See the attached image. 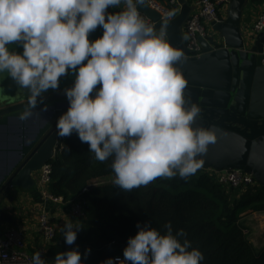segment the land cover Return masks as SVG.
Masks as SVG:
<instances>
[{
	"label": "clouds",
	"instance_id": "obj_1",
	"mask_svg": "<svg viewBox=\"0 0 264 264\" xmlns=\"http://www.w3.org/2000/svg\"><path fill=\"white\" fill-rule=\"evenodd\" d=\"M141 0H0V73L27 90L19 119L26 120L61 77L67 109L55 123L57 135L75 132L101 162L111 157L113 183L130 191L157 177L187 178L203 165L215 139L212 128L194 126L199 104L186 99L187 81L177 67L184 53L141 17ZM118 11H109L117 8ZM101 28L100 35L90 34ZM20 50L10 49L9 45ZM41 111L47 106L42 105ZM82 225L67 219L66 244ZM123 259L100 264H201L203 254L167 223L161 233L137 222ZM90 249H85V256ZM32 264H45L40 252ZM52 264H84L77 247L57 251Z\"/></svg>",
	"mask_w": 264,
	"mask_h": 264
},
{
	"label": "water",
	"instance_id": "obj_2",
	"mask_svg": "<svg viewBox=\"0 0 264 264\" xmlns=\"http://www.w3.org/2000/svg\"><path fill=\"white\" fill-rule=\"evenodd\" d=\"M246 1L228 0L226 17L211 23L212 29L222 38V45L214 47L208 40L199 38L202 49L198 55H190L183 43L182 29L191 11L186 0H178L179 9L171 18H162L146 0H141L137 7L155 28L164 26L168 41L184 53L177 61L187 81L184 94L187 100L196 102L201 108L194 126L212 128L215 136L201 156L202 167L239 168L264 186L262 33L250 48L245 47L240 21ZM101 31L98 27L90 34V39ZM9 48L20 50L14 44ZM72 79V75L61 77L57 90L49 89L44 93L43 101L33 112L39 113L41 106L46 105L47 113L42 120L33 122L32 129V126L29 128L30 119L20 120L18 115L27 103V90L21 89L6 72L0 73V137L7 142V145H0V160L4 165L0 171V191L10 187H33V173L54 157L59 144L55 123L67 109L63 89L71 85ZM10 137L12 145L8 144ZM11 221V215L0 206V233L2 223Z\"/></svg>",
	"mask_w": 264,
	"mask_h": 264
},
{
	"label": "trees",
	"instance_id": "obj_3",
	"mask_svg": "<svg viewBox=\"0 0 264 264\" xmlns=\"http://www.w3.org/2000/svg\"><path fill=\"white\" fill-rule=\"evenodd\" d=\"M52 164L50 191L84 199L82 227L74 244L57 235L44 256L52 264L57 251L77 247L85 264H100L122 255L137 222H149L161 233L171 223L173 232L183 229L191 245L203 254L201 264H264V246L256 248L245 233L244 211L264 213V186H223L199 169L187 178L157 177L130 191L113 183L111 157L96 160L73 132L59 136ZM85 188V190H83ZM90 251L85 256V249Z\"/></svg>",
	"mask_w": 264,
	"mask_h": 264
},
{
	"label": "built area",
	"instance_id": "obj_4",
	"mask_svg": "<svg viewBox=\"0 0 264 264\" xmlns=\"http://www.w3.org/2000/svg\"><path fill=\"white\" fill-rule=\"evenodd\" d=\"M147 4L157 11L162 18H171L178 9V0H146ZM228 0H194L191 11L183 25V43L190 55L201 53L199 38L208 40L214 47L222 45V38L218 35L210 36L211 23L222 21L225 17L219 15L221 9L227 11ZM146 23L152 24L149 18L140 13ZM254 33H262V54L264 60V9L255 17L250 26ZM246 48H250L249 42L254 36H243ZM216 182L223 186L241 188L254 186L256 181L249 174L239 168H226L215 170L210 167H201ZM52 164L44 163L34 177L35 188L40 196L39 205L36 207V221L41 237V245L30 252L26 247L25 237L21 229L13 224L1 228L0 233V264H32V255L40 252L44 259L48 246L54 242L57 235L63 236V225L67 219H81L85 213L83 210L84 199L81 197L64 200L62 196H56L50 191ZM85 190V188L83 189ZM123 259V254L116 256ZM45 264H47L45 262ZM85 264V263H84Z\"/></svg>",
	"mask_w": 264,
	"mask_h": 264
},
{
	"label": "crops",
	"instance_id": "obj_5",
	"mask_svg": "<svg viewBox=\"0 0 264 264\" xmlns=\"http://www.w3.org/2000/svg\"><path fill=\"white\" fill-rule=\"evenodd\" d=\"M191 6L194 0H186ZM264 9V0H247L241 14L240 21V33L242 36H254L249 42L251 47L259 35L250 30V26L254 21L256 15ZM117 8H110L109 11H118ZM220 16L226 17L227 11L223 9L219 11ZM210 36H217V33L211 28ZM8 144L12 145V137L7 138ZM6 140L0 137V145L4 146ZM11 160V159H8ZM7 160L6 164L9 163ZM3 162L0 160V169H3ZM37 171L33 173V179L36 176ZM39 194L34 186L28 189H22L20 187H10L8 190L2 189L0 191V206L1 208L11 215V222H4L1 228H5L10 224L18 227L22 230L26 247L30 252H34L41 245V237L39 234L37 221H36V207L39 205ZM259 214V213H257ZM263 214V213H261Z\"/></svg>",
	"mask_w": 264,
	"mask_h": 264
},
{
	"label": "rangeland",
	"instance_id": "obj_6",
	"mask_svg": "<svg viewBox=\"0 0 264 264\" xmlns=\"http://www.w3.org/2000/svg\"><path fill=\"white\" fill-rule=\"evenodd\" d=\"M210 33V32H209ZM215 38V36H212ZM46 111H39V113L33 112L32 116L29 117V128L33 129L34 121L36 119L42 120L45 115ZM31 130V129H29ZM56 152V151H55ZM234 188V187H232ZM235 190L237 188H234ZM241 215V220L245 226V233L247 234V239L256 247L264 246V213L257 214V213H250L249 210L244 211ZM73 224H80V219L72 220Z\"/></svg>",
	"mask_w": 264,
	"mask_h": 264
},
{
	"label": "bare ground",
	"instance_id": "obj_7",
	"mask_svg": "<svg viewBox=\"0 0 264 264\" xmlns=\"http://www.w3.org/2000/svg\"><path fill=\"white\" fill-rule=\"evenodd\" d=\"M3 154L5 155L6 153H3ZM3 154L1 156H4ZM0 171H1V169H0Z\"/></svg>",
	"mask_w": 264,
	"mask_h": 264
}]
</instances>
